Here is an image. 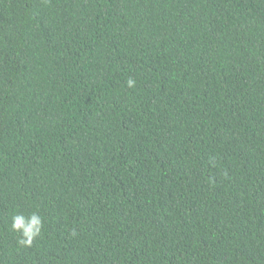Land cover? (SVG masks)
<instances>
[{
    "label": "trees",
    "instance_id": "trees-1",
    "mask_svg": "<svg viewBox=\"0 0 264 264\" xmlns=\"http://www.w3.org/2000/svg\"><path fill=\"white\" fill-rule=\"evenodd\" d=\"M0 264H264V0H0Z\"/></svg>",
    "mask_w": 264,
    "mask_h": 264
},
{
    "label": "clouds",
    "instance_id": "clouds-1",
    "mask_svg": "<svg viewBox=\"0 0 264 264\" xmlns=\"http://www.w3.org/2000/svg\"><path fill=\"white\" fill-rule=\"evenodd\" d=\"M136 81L129 78L127 86L134 88ZM12 231L19 234L17 244L20 247L28 248L33 245L35 239L42 235L44 229V220L38 212H33L30 216H24L23 214H15L12 216ZM75 235V233H73Z\"/></svg>",
    "mask_w": 264,
    "mask_h": 264
}]
</instances>
